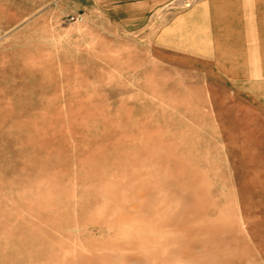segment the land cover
Wrapping results in <instances>:
<instances>
[{"label":"rangeland","instance_id":"1","mask_svg":"<svg viewBox=\"0 0 264 264\" xmlns=\"http://www.w3.org/2000/svg\"><path fill=\"white\" fill-rule=\"evenodd\" d=\"M185 1L142 28L106 0L100 12L55 0L0 28V264L264 253V200L252 193L264 162L252 99L264 90L206 89L189 58L156 45L163 21L196 0Z\"/></svg>","mask_w":264,"mask_h":264},{"label":"crops","instance_id":"2","mask_svg":"<svg viewBox=\"0 0 264 264\" xmlns=\"http://www.w3.org/2000/svg\"><path fill=\"white\" fill-rule=\"evenodd\" d=\"M166 1L106 0L108 11L121 12L126 21L141 28L147 26ZM102 2L92 0L91 9L100 12ZM89 4L81 2L80 6L89 10ZM58 9L55 0H0V11L9 12L8 17L12 18L11 22L0 24V28L14 27L41 10ZM156 43L189 58L191 68H196L195 74L205 76L195 82H203L206 89L220 84L217 87L222 90L244 95L264 90V0H196L163 21ZM252 103L254 115L264 119V99L253 98ZM254 168L263 173L252 193L264 200V162L254 163ZM261 250L255 247L242 264H264Z\"/></svg>","mask_w":264,"mask_h":264},{"label":"built area","instance_id":"3","mask_svg":"<svg viewBox=\"0 0 264 264\" xmlns=\"http://www.w3.org/2000/svg\"><path fill=\"white\" fill-rule=\"evenodd\" d=\"M192 1H193V0H192ZM190 2H191V0H186V1L183 3V6H188Z\"/></svg>","mask_w":264,"mask_h":264}]
</instances>
